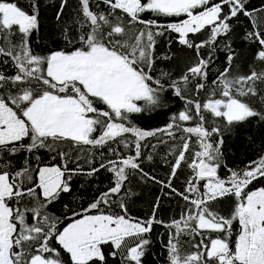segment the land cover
<instances>
[{
    "label": "snow or ice",
    "instance_id": "snow-or-ice-1",
    "mask_svg": "<svg viewBox=\"0 0 264 264\" xmlns=\"http://www.w3.org/2000/svg\"><path fill=\"white\" fill-rule=\"evenodd\" d=\"M0 264H264V0H0Z\"/></svg>",
    "mask_w": 264,
    "mask_h": 264
}]
</instances>
